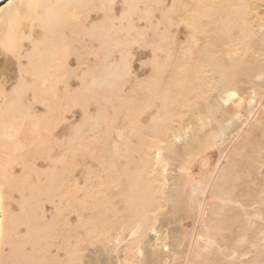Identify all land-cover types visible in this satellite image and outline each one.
Masks as SVG:
<instances>
[{
    "label": "bare ground",
    "instance_id": "1",
    "mask_svg": "<svg viewBox=\"0 0 264 264\" xmlns=\"http://www.w3.org/2000/svg\"><path fill=\"white\" fill-rule=\"evenodd\" d=\"M0 264H264V0L0 2Z\"/></svg>",
    "mask_w": 264,
    "mask_h": 264
},
{
    "label": "rangeland",
    "instance_id": "2",
    "mask_svg": "<svg viewBox=\"0 0 264 264\" xmlns=\"http://www.w3.org/2000/svg\"><path fill=\"white\" fill-rule=\"evenodd\" d=\"M71 79H73L75 82H78V81H79L78 76H72ZM76 80H77V81H76ZM75 86H76V85H73V87H75ZM128 86H129V84H128L126 87L128 88ZM74 92H75L74 90H71V93H74ZM66 93H67V92H66ZM67 94H68V95L66 96V100L70 99L69 93H67ZM68 96H69V97H68ZM67 97H68V98H67ZM124 99H125L124 103H125V102H126V103H130L129 100H127V98L124 97ZM71 100H72V99H71ZM91 100H92V101H89V102H90V103H93L92 106H95L94 103H97V102H94L95 100L93 101V99H91ZM82 101H86V100H84V98H83ZM87 101H88V100H87ZM87 101H86V103H89V102H87ZM73 102H74V101H73ZM73 102H72V103H73ZM77 102H78V100L75 101L74 103H77ZM116 102H117V103H120V102L117 101V100H116ZM72 103H70L69 100H68V102L66 101V107H67V108H70L69 106H72L71 109L73 110V111L71 110V111L73 112V113H72V112L69 111V109L66 108V110H68V111H66V117L68 116V117H69L68 119H70L69 121H71V122H72V121H73V122H77V121L80 119V117H81V115H80V114H81V109H80L81 107H80V105L77 107V104H78V103H77V104H72ZM79 103H81V98H80V100H79ZM84 103H85V102H84ZM68 104H71V105H68ZM73 105H76V106H73ZM73 107H74V108H73ZM75 108H76V109H75ZM67 112H69L70 114L67 113ZM72 117H73V118H72ZM68 119H66V120H68ZM72 119H73V120H72ZM74 119H75V120H74ZM69 121H66V126L68 125V122H69ZM214 157L217 158V154H215ZM12 205H13V206H12ZM15 205H16V206H15ZM11 206H12L14 209L17 208V206H18V202L16 201V199H15V200H14V199L11 200Z\"/></svg>",
    "mask_w": 264,
    "mask_h": 264
},
{
    "label": "water",
    "instance_id": "3",
    "mask_svg": "<svg viewBox=\"0 0 264 264\" xmlns=\"http://www.w3.org/2000/svg\"><path fill=\"white\" fill-rule=\"evenodd\" d=\"M3 0H0V2H2Z\"/></svg>",
    "mask_w": 264,
    "mask_h": 264
}]
</instances>
